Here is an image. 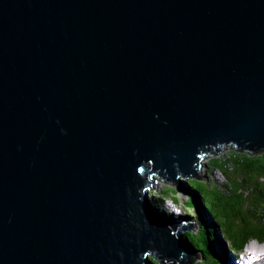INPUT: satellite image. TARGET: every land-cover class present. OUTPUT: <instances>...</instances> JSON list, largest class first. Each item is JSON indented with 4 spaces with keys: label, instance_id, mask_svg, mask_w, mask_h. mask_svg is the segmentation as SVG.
Returning <instances> with one entry per match:
<instances>
[{
    "label": "water",
    "instance_id": "95a60500",
    "mask_svg": "<svg viewBox=\"0 0 264 264\" xmlns=\"http://www.w3.org/2000/svg\"><path fill=\"white\" fill-rule=\"evenodd\" d=\"M230 145L264 150V0H0V264H192L149 190Z\"/></svg>",
    "mask_w": 264,
    "mask_h": 264
},
{
    "label": "trees",
    "instance_id": "16d2710c",
    "mask_svg": "<svg viewBox=\"0 0 264 264\" xmlns=\"http://www.w3.org/2000/svg\"><path fill=\"white\" fill-rule=\"evenodd\" d=\"M205 160L209 161L207 167L221 172L225 183L220 189L205 180L208 177L203 173L200 179L186 180L188 207L193 212L200 205L203 214L193 212L198 226L184 236L194 253L193 264L198 258L197 264H225L229 256L238 255L252 241L264 244V150L242 151L230 145ZM177 193L176 188H165L161 195L176 198ZM162 216L169 221L181 217Z\"/></svg>",
    "mask_w": 264,
    "mask_h": 264
},
{
    "label": "rangeland",
    "instance_id": "374dc122",
    "mask_svg": "<svg viewBox=\"0 0 264 264\" xmlns=\"http://www.w3.org/2000/svg\"><path fill=\"white\" fill-rule=\"evenodd\" d=\"M208 162L209 161H207L205 159L202 161L203 167L200 168L199 173L200 174L203 173L205 175V177H208V178H205V180H208L209 183H214L220 189H222L223 188L222 185L225 183V178L223 177V175L221 174L220 171L213 170L211 167H207ZM207 172H210V174H208ZM187 179L188 178L180 177L179 183H180L182 188L175 186V185H172V184H167L161 180H157L154 189L149 190L148 199L151 200L152 203H154V205H158V207H156L157 210L160 207V210H161V211H159L160 213H162V214L168 213V214H171L173 216H176L177 218L179 216H181L177 219V221H182L184 223H195L196 222L195 220L197 217L196 218L194 217V219L192 218L193 212L197 213V215L203 214V213H202V210L200 208V205L197 207L196 211L193 210V212L188 207L187 200L190 196V192H189L188 186H186V180ZM165 188H176L177 192H178L177 197L173 198L171 196H165V195L162 196L161 192ZM182 216L190 217L192 220L189 221L188 219H185V217H182ZM253 245H255V246H253ZM258 250L264 251V245H261V244L259 245V244H256V242L252 241L238 255L235 254V255H233V257L229 256L228 260L225 262V264H230L229 262H232V261L237 262V260H239V258H242L244 254L249 255V252H255ZM234 256H236L235 259H234ZM150 259H151V261H154V262L156 261L157 263L161 264L155 258H150ZM200 261H201V258H198V260H196V262H194V264H197V262H200ZM253 264H260V263L255 261Z\"/></svg>",
    "mask_w": 264,
    "mask_h": 264
},
{
    "label": "bare ground",
    "instance_id": "6f19581e",
    "mask_svg": "<svg viewBox=\"0 0 264 264\" xmlns=\"http://www.w3.org/2000/svg\"><path fill=\"white\" fill-rule=\"evenodd\" d=\"M255 261L259 262L260 264H264V251L258 250L255 252H249V255L244 254L242 258H239L238 263L239 264H241V263L242 264H253Z\"/></svg>",
    "mask_w": 264,
    "mask_h": 264
},
{
    "label": "clouds",
    "instance_id": "9594fccd",
    "mask_svg": "<svg viewBox=\"0 0 264 264\" xmlns=\"http://www.w3.org/2000/svg\"><path fill=\"white\" fill-rule=\"evenodd\" d=\"M188 180V179H187ZM156 208V207H155ZM171 209V208H170ZM158 211H161L160 210V207H159V209H158ZM161 215H162V213H160ZM167 220V219H166ZM169 221V220H168ZM172 222H176V221H172ZM194 226H195V228H197V226H198V224H196V223H194ZM194 228V229H195ZM194 229L192 230V231H194ZM254 242H256V241H254ZM256 244H261V243H259V242H256ZM261 245H264V244H261ZM253 246H255V245H253ZM192 254L194 255V253H193V251H192ZM236 258V256H234V259ZM238 259V258H237ZM238 262H239V260H237V262L235 261V262H229L230 264H238Z\"/></svg>",
    "mask_w": 264,
    "mask_h": 264
}]
</instances>
